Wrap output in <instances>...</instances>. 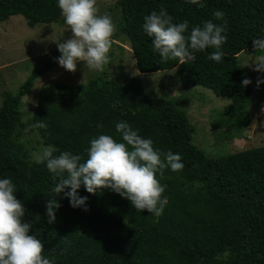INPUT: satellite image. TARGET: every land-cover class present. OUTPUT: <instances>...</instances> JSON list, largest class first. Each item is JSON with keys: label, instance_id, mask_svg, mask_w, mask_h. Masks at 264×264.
<instances>
[{"label": "trees", "instance_id": "obj_1", "mask_svg": "<svg viewBox=\"0 0 264 264\" xmlns=\"http://www.w3.org/2000/svg\"><path fill=\"white\" fill-rule=\"evenodd\" d=\"M203 4L117 0L120 21L111 39L130 44L138 73L176 68L183 89L203 87L215 95L203 92L205 97L227 99L224 112L211 122L214 134L200 135L224 143L227 138L246 137L254 111L264 105V94H255V87L264 86L250 79L258 71L251 69L244 77L251 83L242 86L244 71L239 62L244 51L254 49L252 39L264 36V0H203ZM161 7L173 22L187 20L189 28L209 19L223 24L227 38L221 46V61L208 58L214 51L210 48L195 52V59L186 64L162 61L141 27L143 17ZM216 10L224 12L220 20L213 16ZM22 14L34 25L63 21L56 0H0V23ZM68 35L65 32L62 40ZM113 52L108 54L109 66L86 82L45 86L30 116L23 111V98L44 71L57 63V47L53 58L33 69L14 95L2 93L0 176L14 183L25 209L23 219L44 244L42 255L55 264H264V146L208 157L194 143L197 130L182 107L184 99L148 93L137 77L113 79ZM80 67L78 62L76 68ZM120 120L151 138L154 147L181 156L182 169L166 167L158 174L164 185L161 195L167 197L158 217L132 208L127 198L108 188L93 194L81 186L77 191L88 197L87 210L73 208L67 197L52 191L54 181L45 165L31 159L38 145L49 144L58 150L54 155L70 151L84 159L89 140L98 133L119 139L114 125ZM38 122L45 127L35 126ZM47 199L60 204L53 223H48Z\"/></svg>", "mask_w": 264, "mask_h": 264}, {"label": "clouds", "instance_id": "obj_2", "mask_svg": "<svg viewBox=\"0 0 264 264\" xmlns=\"http://www.w3.org/2000/svg\"><path fill=\"white\" fill-rule=\"evenodd\" d=\"M96 2L56 0L64 23L71 30L69 38L57 42L60 55L54 58L65 70L74 71L77 63L83 62L91 70L102 71L110 60L108 53L115 26L109 14L98 12ZM185 3L204 6L203 0H185ZM213 16L220 20L224 12L216 10ZM141 27L151 38L152 50L162 61L175 59L186 64L195 59V52H203L206 48L214 49L208 55L210 60L220 62L223 56L221 46L227 38L226 27L211 19L189 28L187 20L173 22V17L161 7L158 12L145 15ZM252 44L256 51L264 53V36L252 39ZM252 62L254 70L264 72V54L255 56ZM250 83L248 78L241 81L242 86ZM261 83L264 80L258 79L257 86ZM35 126L45 127L42 122ZM114 127L119 139L98 133L89 140L84 159L70 151L54 155L58 150L50 144L33 151L31 159L45 165L54 181L52 191L67 197L73 208L87 210L88 197L77 191L81 186L93 194L108 188L127 198L132 208L160 216L167 197L161 195L164 185L157 177L166 167L172 171L182 169L180 154L154 147L151 138L139 135L138 129L127 121H117ZM59 207L58 200H46L48 223L55 221V211ZM24 216L25 209L16 196L14 183L0 176V264H55L54 260L42 255L44 244L30 232L32 226Z\"/></svg>", "mask_w": 264, "mask_h": 264}, {"label": "rangeland", "instance_id": "obj_3", "mask_svg": "<svg viewBox=\"0 0 264 264\" xmlns=\"http://www.w3.org/2000/svg\"><path fill=\"white\" fill-rule=\"evenodd\" d=\"M116 2L117 0H97L96 2L99 13H107L112 17L115 26L114 31L120 21L118 20L119 15L116 14L118 12V9L115 8ZM67 28L68 26L65 25L64 20L59 23L34 25L23 14L12 16L7 21L0 23V105L4 98L3 92H11L14 95L33 69L44 67L47 60L52 58V51L57 47V42L62 40L63 34L65 32L69 33L68 37L65 38L71 36V30ZM113 39L114 43L112 44L115 46L111 45L109 52L114 51L115 59L112 61L113 65H110V76L116 80L137 77L141 79L148 93L152 90L161 96L166 93L171 98L182 97L184 99L182 107L197 130L194 136V143L208 157L218 158L264 146V105L259 111H254L252 124L246 134H244L245 136L247 135L246 137L227 138L224 143L222 140L218 143L217 140L211 141L206 136L201 137L200 135L204 131H208L210 138L213 132L212 129H214L211 126V122L221 116L229 101L221 99V97H215L216 101L205 97L203 92L210 95L213 93L210 90V92L206 91L203 87L183 89L176 68L167 72L138 73L130 44L128 42L121 43L116 38ZM121 45L122 51L119 49ZM261 54L264 53L253 49L252 51H244L239 56V62L244 71L243 78L252 72L250 71L251 69L254 70L255 65L252 61L255 56ZM80 63V70L76 68L74 71H68L59 66L58 63L45 70L43 76L36 80L30 94L23 98L25 116H30L35 111L34 108L39 105V98L43 95L45 86L59 83L66 85L84 83L98 72L89 69L87 65H83V62ZM24 65H28V67ZM108 66L109 62L104 67ZM263 77L264 72H257L250 79L257 82L258 79L263 80ZM259 86H264V83L259 84ZM255 88H258L255 91L256 95L260 92L264 94V88ZM198 96H200L199 99ZM40 147L41 145H38V148Z\"/></svg>", "mask_w": 264, "mask_h": 264}]
</instances>
